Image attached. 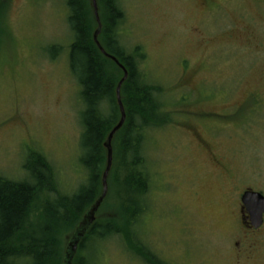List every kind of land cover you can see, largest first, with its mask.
<instances>
[{
  "label": "rangeland",
  "instance_id": "rangeland-1",
  "mask_svg": "<svg viewBox=\"0 0 264 264\" xmlns=\"http://www.w3.org/2000/svg\"><path fill=\"white\" fill-rule=\"evenodd\" d=\"M66 2L6 0L0 11V174L31 182L23 166L39 153L71 196L84 175ZM117 2L118 40L141 47L138 68L171 113L144 140L142 240L162 264H264V224L247 232L236 215L243 190L264 195V0ZM85 252L90 264H145L116 237Z\"/></svg>",
  "mask_w": 264,
  "mask_h": 264
},
{
  "label": "trees",
  "instance_id": "trees-1",
  "mask_svg": "<svg viewBox=\"0 0 264 264\" xmlns=\"http://www.w3.org/2000/svg\"><path fill=\"white\" fill-rule=\"evenodd\" d=\"M66 1L72 34L68 65L79 87L82 105L78 116V161L84 180L71 196L65 195L55 185L52 166L39 153H32L33 159L23 166L31 182L11 180L0 174V264H62L66 233H72L102 190L106 164L103 143L120 118L115 90L123 73L93 41L97 25L91 0ZM96 1L102 24L98 41L128 72L120 88L125 121L112 139L108 193L96 220L80 241L72 264H90L85 252L89 245L110 237H116L132 258L145 264H162L142 240L138 225L146 211L151 181L144 140L150 128L170 122L171 113L161 101L162 88L148 83L138 68L144 58L141 47L128 51L118 40V26L124 13L117 0ZM5 2L0 0V11ZM110 187L116 190L115 206L106 213ZM50 196H55V201Z\"/></svg>",
  "mask_w": 264,
  "mask_h": 264
},
{
  "label": "water",
  "instance_id": "water-1",
  "mask_svg": "<svg viewBox=\"0 0 264 264\" xmlns=\"http://www.w3.org/2000/svg\"><path fill=\"white\" fill-rule=\"evenodd\" d=\"M91 5L93 8V14L97 25L95 30L93 31V41L97 46V48L99 49V51L105 57L115 62V64L122 70L123 73L122 77L117 83V87L115 90L116 99L120 111V118L119 121L114 125V127L109 131L103 143V146L106 150V164L101 177V185H102L101 193L96 197L93 203L85 210L80 221L78 222V224L75 226L74 230L68 237L64 248L62 264L73 263V259L77 252V248L79 246L80 241L82 240L88 229H90V227L96 220L97 211L104 202V199L106 198V195L108 193L107 178L113 161L112 139L115 133L122 127L125 121V111L120 98V88L122 83L126 80L128 72L127 69L121 63H119V61L113 55L106 52V50L99 43L98 36L101 33L102 24L98 14L97 1L91 0ZM241 202L246 207L249 213L252 226L255 228H259L263 222L264 195L258 191L247 189L241 195Z\"/></svg>",
  "mask_w": 264,
  "mask_h": 264
},
{
  "label": "flooded vegetation",
  "instance_id": "flooded-vegetation-1",
  "mask_svg": "<svg viewBox=\"0 0 264 264\" xmlns=\"http://www.w3.org/2000/svg\"><path fill=\"white\" fill-rule=\"evenodd\" d=\"M209 144L207 145V149H204V152H207L209 151V148H208ZM210 156H211V159L215 161V164L214 162H211L212 165L216 166V162H217V158L216 156L210 152ZM245 190L242 191V193L244 192ZM242 193L239 195V199L237 200V210H236V215H239L240 217V223L242 224V227H244L247 232H251V233H254L255 231H258V230H261L259 229L261 226H263L264 224V214H263V222H262V225L259 227V228H255L252 226L251 224V221H250V217H249V213L246 209V207L243 205V203L241 202V195ZM252 245V244H251ZM251 245H249L251 247ZM241 254V253H239ZM152 256H155V255H152ZM246 258H250V256H246Z\"/></svg>",
  "mask_w": 264,
  "mask_h": 264
}]
</instances>
